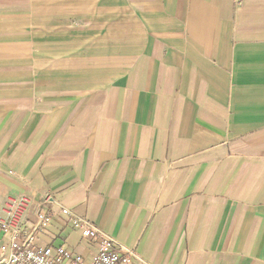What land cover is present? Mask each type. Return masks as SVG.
Masks as SVG:
<instances>
[{
  "label": "crops",
  "instance_id": "crops-1",
  "mask_svg": "<svg viewBox=\"0 0 264 264\" xmlns=\"http://www.w3.org/2000/svg\"><path fill=\"white\" fill-rule=\"evenodd\" d=\"M43 194L82 264L57 206L129 264H264V0H0V203Z\"/></svg>",
  "mask_w": 264,
  "mask_h": 264
},
{
  "label": "built area",
  "instance_id": "built-area-1",
  "mask_svg": "<svg viewBox=\"0 0 264 264\" xmlns=\"http://www.w3.org/2000/svg\"><path fill=\"white\" fill-rule=\"evenodd\" d=\"M38 202L23 196H9L0 203V264H82V257L69 252L61 245L36 246L37 234L48 228L53 219L50 207L52 198L43 194ZM33 205L34 222L27 225L26 212ZM71 226L83 239L94 241L97 252L90 264H129L132 252H124L121 244L113 240L102 229L60 206Z\"/></svg>",
  "mask_w": 264,
  "mask_h": 264
}]
</instances>
